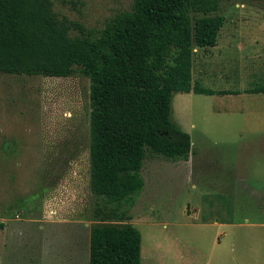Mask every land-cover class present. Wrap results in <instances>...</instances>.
Returning <instances> with one entry per match:
<instances>
[{
    "label": "rangeland",
    "instance_id": "374dc122",
    "mask_svg": "<svg viewBox=\"0 0 264 264\" xmlns=\"http://www.w3.org/2000/svg\"><path fill=\"white\" fill-rule=\"evenodd\" d=\"M54 1L60 16L101 28L133 0ZM214 13L225 16L217 44L196 46L192 66L214 93L173 95L190 156L148 152L142 189L117 209L114 222L141 232V264H264V93L245 91L264 85V0H220ZM89 112L81 71L0 73V245L12 244L0 264H89Z\"/></svg>",
    "mask_w": 264,
    "mask_h": 264
},
{
    "label": "trees",
    "instance_id": "16d2710c",
    "mask_svg": "<svg viewBox=\"0 0 264 264\" xmlns=\"http://www.w3.org/2000/svg\"><path fill=\"white\" fill-rule=\"evenodd\" d=\"M73 3L75 0H61ZM220 0H133L101 28L60 16L54 0H0V73L90 79V190L97 197L89 264H141V232L114 222L142 189L147 153L187 160L191 135L173 119L193 82L196 46L217 44ZM264 93V85L245 90ZM220 93H238L222 90ZM4 223H0V228Z\"/></svg>",
    "mask_w": 264,
    "mask_h": 264
},
{
    "label": "crops",
    "instance_id": "0c3cea01",
    "mask_svg": "<svg viewBox=\"0 0 264 264\" xmlns=\"http://www.w3.org/2000/svg\"><path fill=\"white\" fill-rule=\"evenodd\" d=\"M65 222H66V221H65ZM4 227H5V225H4L3 227H1L0 230H3ZM71 235H72V233H71ZM73 235H74V234H73ZM73 238H75V235L73 236ZM3 241H4V242H3ZM88 242H90V239H89ZM7 244L12 245V244H11V241L8 240V238L6 239V238L4 237V240H2L1 245H0V250L2 251L3 247L6 246ZM88 250H89V247H88V249H87V252H88ZM79 253H80L79 245L77 244L76 241L73 240V242L71 243L70 247L68 248V250H67V252H66V256L69 258V260H70V259L73 260V259H76V258H77V256L79 255ZM76 254H77V255H76ZM72 256H73V258H72Z\"/></svg>",
    "mask_w": 264,
    "mask_h": 264
}]
</instances>
